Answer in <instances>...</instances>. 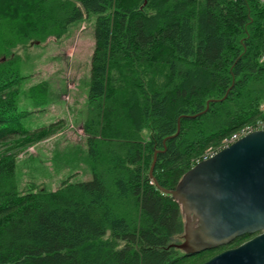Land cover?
<instances>
[{
    "label": "trees",
    "instance_id": "1",
    "mask_svg": "<svg viewBox=\"0 0 264 264\" xmlns=\"http://www.w3.org/2000/svg\"><path fill=\"white\" fill-rule=\"evenodd\" d=\"M95 16L87 116L91 179L21 192L0 154V264H202L252 239L185 256L184 217L168 191L209 149L261 118L263 0H0V146L57 132L26 129L20 51L59 41ZM41 82L26 97L48 102ZM207 108V110H206Z\"/></svg>",
    "mask_w": 264,
    "mask_h": 264
},
{
    "label": "rangeland",
    "instance_id": "2",
    "mask_svg": "<svg viewBox=\"0 0 264 264\" xmlns=\"http://www.w3.org/2000/svg\"><path fill=\"white\" fill-rule=\"evenodd\" d=\"M264 3V1H263ZM95 16L73 23L59 41L48 40L20 51L19 111L32 112L23 126L35 130L56 124L57 132L32 145L19 147L14 141L0 146L15 154L16 177L21 192L54 191L63 181L91 179L86 162L82 125L87 116L90 60L93 52ZM46 82L48 102L36 108L27 99L28 88Z\"/></svg>",
    "mask_w": 264,
    "mask_h": 264
},
{
    "label": "water",
    "instance_id": "3",
    "mask_svg": "<svg viewBox=\"0 0 264 264\" xmlns=\"http://www.w3.org/2000/svg\"><path fill=\"white\" fill-rule=\"evenodd\" d=\"M155 161L154 155L149 177L184 217L178 250L192 256L257 234L202 264H264V131L252 132L198 162L171 191L154 180Z\"/></svg>",
    "mask_w": 264,
    "mask_h": 264
},
{
    "label": "built area",
    "instance_id": "4",
    "mask_svg": "<svg viewBox=\"0 0 264 264\" xmlns=\"http://www.w3.org/2000/svg\"><path fill=\"white\" fill-rule=\"evenodd\" d=\"M264 1V0H263ZM261 62H264V55L260 59ZM259 112L261 113L262 117L258 118L254 122L247 124L233 133L230 137L224 139L221 142V145L217 149H209L202 155V160H207L217 154L219 151L227 148L237 140L241 139L242 137L255 132V131H264V102L259 105L258 108Z\"/></svg>",
    "mask_w": 264,
    "mask_h": 264
}]
</instances>
